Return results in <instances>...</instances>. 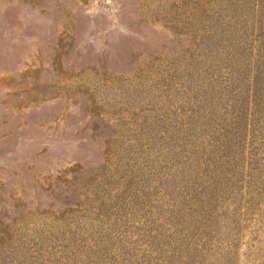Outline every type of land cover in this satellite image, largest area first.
I'll list each match as a JSON object with an SVG mask.
<instances>
[{
	"label": "rangeland",
	"instance_id": "374dc122",
	"mask_svg": "<svg viewBox=\"0 0 264 264\" xmlns=\"http://www.w3.org/2000/svg\"><path fill=\"white\" fill-rule=\"evenodd\" d=\"M0 264H264V0H0Z\"/></svg>",
	"mask_w": 264,
	"mask_h": 264
}]
</instances>
